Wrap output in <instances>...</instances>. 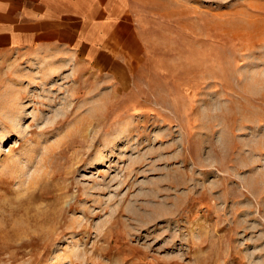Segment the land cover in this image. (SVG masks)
<instances>
[{
  "label": "rangeland",
  "instance_id": "obj_1",
  "mask_svg": "<svg viewBox=\"0 0 264 264\" xmlns=\"http://www.w3.org/2000/svg\"><path fill=\"white\" fill-rule=\"evenodd\" d=\"M115 75L0 58V264H264V0H130Z\"/></svg>",
  "mask_w": 264,
  "mask_h": 264
},
{
  "label": "crops",
  "instance_id": "obj_2",
  "mask_svg": "<svg viewBox=\"0 0 264 264\" xmlns=\"http://www.w3.org/2000/svg\"><path fill=\"white\" fill-rule=\"evenodd\" d=\"M129 2L0 0V58H65L115 75L136 62L142 49Z\"/></svg>",
  "mask_w": 264,
  "mask_h": 264
},
{
  "label": "bare ground",
  "instance_id": "obj_3",
  "mask_svg": "<svg viewBox=\"0 0 264 264\" xmlns=\"http://www.w3.org/2000/svg\"><path fill=\"white\" fill-rule=\"evenodd\" d=\"M124 59V58H123Z\"/></svg>",
  "mask_w": 264,
  "mask_h": 264
}]
</instances>
